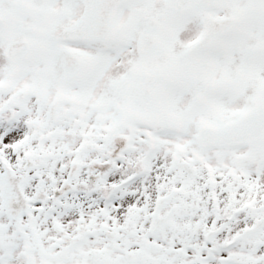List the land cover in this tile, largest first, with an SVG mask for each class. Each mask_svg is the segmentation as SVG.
Returning a JSON list of instances; mask_svg holds the SVG:
<instances>
[{
  "label": "snow or ice",
  "instance_id": "obj_1",
  "mask_svg": "<svg viewBox=\"0 0 264 264\" xmlns=\"http://www.w3.org/2000/svg\"><path fill=\"white\" fill-rule=\"evenodd\" d=\"M0 264H264V0H0Z\"/></svg>",
  "mask_w": 264,
  "mask_h": 264
}]
</instances>
